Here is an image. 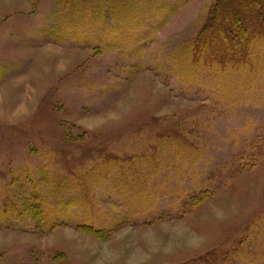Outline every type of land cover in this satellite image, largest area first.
Wrapping results in <instances>:
<instances>
[{
	"label": "rangeland",
	"instance_id": "374dc122",
	"mask_svg": "<svg viewBox=\"0 0 264 264\" xmlns=\"http://www.w3.org/2000/svg\"><path fill=\"white\" fill-rule=\"evenodd\" d=\"M216 2L0 0V264H264V46L186 52Z\"/></svg>",
	"mask_w": 264,
	"mask_h": 264
},
{
	"label": "trees",
	"instance_id": "16d2710c",
	"mask_svg": "<svg viewBox=\"0 0 264 264\" xmlns=\"http://www.w3.org/2000/svg\"><path fill=\"white\" fill-rule=\"evenodd\" d=\"M71 1L66 0L70 5ZM122 4V8L129 7L130 2ZM259 44L264 46V0H217L186 52L206 64L218 60L221 67L258 72L262 58L253 54ZM84 227L99 234L88 223Z\"/></svg>",
	"mask_w": 264,
	"mask_h": 264
}]
</instances>
